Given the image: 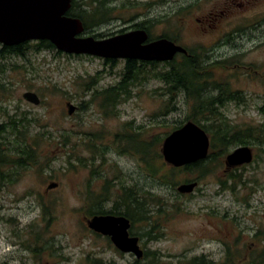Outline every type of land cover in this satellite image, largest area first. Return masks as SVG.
I'll use <instances>...</instances> for the list:
<instances>
[{
	"label": "rangeland",
	"instance_id": "rangeland-1",
	"mask_svg": "<svg viewBox=\"0 0 264 264\" xmlns=\"http://www.w3.org/2000/svg\"><path fill=\"white\" fill-rule=\"evenodd\" d=\"M106 4L114 7L107 15L113 17L86 35L107 38L143 22L150 39H175L194 52L211 65L206 96L216 99L231 132L252 131L246 139L254 142L244 145L253 146L255 158L228 169L226 156L238 145L210 148L209 172L203 175L193 169L172 171L163 158L157 162L160 173L150 177L129 136L140 133L144 143L159 142L193 115V101L184 91L168 92L154 77L184 54L170 61L136 60L149 72L106 106L97 92L118 84L127 59L36 49L38 40L26 41L23 54H7L0 43V127L10 119L25 124L22 133L8 129L0 137L8 161L0 163V264H97L98 259L129 264L135 255L119 251L87 221L94 197L104 193L102 203L109 208L123 186L153 192L147 208L157 238L138 236L146 254L142 258L156 252L161 264H184L194 257L210 264H255L252 257L264 249V0ZM27 91L35 92L40 103L27 101ZM27 148L32 157L17 165ZM233 173L242 174L241 181H228ZM195 181L191 193L178 191ZM51 183L57 186L49 188ZM149 222L132 229L145 232Z\"/></svg>",
	"mask_w": 264,
	"mask_h": 264
},
{
	"label": "water",
	"instance_id": "water-1",
	"mask_svg": "<svg viewBox=\"0 0 264 264\" xmlns=\"http://www.w3.org/2000/svg\"><path fill=\"white\" fill-rule=\"evenodd\" d=\"M73 0H0V43L15 46L29 40H48L59 51L70 54H88L105 59H127L145 61H170L177 53L187 50L175 42L161 38L146 43L148 34L136 29L107 38L86 35L82 20L68 15ZM23 97L39 104L35 92L27 91ZM69 114L74 107L69 105ZM210 149V136L198 123L189 120L171 131L163 140L161 152L165 162L181 167L206 159ZM253 151L241 145L225 159L228 168L249 164ZM198 182L178 186V191L191 193ZM51 183L48 187H56ZM88 226L95 232L109 236L115 247L124 253H132L141 259L144 251L137 236H131L130 219L124 215H94Z\"/></svg>",
	"mask_w": 264,
	"mask_h": 264
},
{
	"label": "trees",
	"instance_id": "trees-1",
	"mask_svg": "<svg viewBox=\"0 0 264 264\" xmlns=\"http://www.w3.org/2000/svg\"><path fill=\"white\" fill-rule=\"evenodd\" d=\"M108 2L109 0H80L79 2L78 0H73L67 14L80 18L85 26L86 33L92 32L94 28L102 25L113 17L110 16L111 14L107 16L110 13V10L114 11V7L106 4ZM137 27L142 28L141 24L137 25ZM165 34L167 35V33ZM23 44H25V42L15 46H5L4 49L6 50L7 54H23ZM35 48H55V46L48 40H42L36 42ZM197 56L198 55L194 54V52L189 53L188 51V54L182 56V60L177 62L174 60L173 62H168L171 67H169V69L166 71L155 74L154 77H157L159 80H163V82H165L168 92H173L175 90L184 91L187 98L193 101L192 107L194 113L192 116L187 118L186 122L192 120L206 130V132L211 136L210 148L215 149L217 147L222 150H228L231 145L241 146L242 144L253 143L254 141L252 139H246L249 137L252 131L240 129L239 131L231 132L230 129L232 128L227 122L228 119L223 120V118L220 117L221 113H219V110H217L215 107L216 99L206 96V92L209 90L210 84H212L208 81L209 77H207L209 73L211 74V71L208 69L211 65L204 63L203 60H197ZM148 63L152 65L154 64L155 66V63L153 62ZM219 65L222 66L223 61H221ZM146 72L149 71H147L144 66L140 67L137 65L136 60H127L125 73L122 75V78L118 84L97 92L100 94L99 96H102L104 99V105L109 106L111 103H113L111 101L118 102L119 95L122 94L121 90H124V88L127 86L129 87L134 83V80L137 77L141 76V74H146ZM204 96L207 97V99H205ZM221 99L223 98H220V100ZM21 122L22 120L10 119L7 122L6 128L0 127V137L4 132H8V129L14 132L19 131L22 133V129L19 130V128H25V124ZM182 125L183 123L176 126L175 128H179ZM138 136H140V133H133L129 136V141L134 144V153L140 155L142 160L146 163L150 177H156L161 170L157 162L158 160L163 161V155L161 152V143H163V139H160L159 142H157L156 139V144L153 142L144 143L139 140ZM157 145L159 150H154L153 146ZM1 148L2 147L0 143V163L8 162L7 154H4L1 151ZM23 154L25 155H21L17 160L14 161L17 165H22L23 162L27 160V158H31L33 151L27 148L26 151H23ZM211 158L212 155L209 153L206 159L182 167L170 166V170L177 171L179 169H185L190 171L193 169V171L198 170L199 174L203 175L209 172L206 163L210 161ZM242 178V174L237 175L233 173L230 175L228 181L234 182L238 179L241 181ZM225 183V181L222 182V184H224L223 187L227 188ZM228 187H231V185H228ZM122 189V195H120V197L109 208L103 206L102 196L105 195L104 193L94 197V199L90 202L88 214L90 216L97 214L125 215L132 221L131 235L139 237L148 236L149 238L153 239L157 238L156 234H152L155 227L149 222V219H151L152 216V211L147 208V204H150L149 200H151L153 192L151 190L138 192L133 187L128 188L124 186ZM121 205L123 208H121ZM146 220L149 222L150 229H147L145 232H141L142 234L135 233L132 229L133 225L138 222L142 223ZM146 257L141 259L135 258V260L129 264H161L160 259L156 256V252H152L151 255ZM95 262L97 264H115L114 262L103 263L102 259L95 260ZM252 262L255 264H264V249L258 254L257 260H252ZM184 264H210V261L205 260L204 257H194L192 259L186 260Z\"/></svg>",
	"mask_w": 264,
	"mask_h": 264
},
{
	"label": "flooded vegetation",
	"instance_id": "flooded-vegetation-1",
	"mask_svg": "<svg viewBox=\"0 0 264 264\" xmlns=\"http://www.w3.org/2000/svg\"><path fill=\"white\" fill-rule=\"evenodd\" d=\"M145 22V21H144ZM139 24H141V26H142V28H138L137 27V25H139ZM146 23H143V22H141V23H136L135 25H133L132 27H134L135 29H144V30H146V32H147V34H148V40L147 41H150V42H152V41H154V39H150L151 37H150V34L151 33H148V31H147V27H146V25H145ZM143 26H144V28H143ZM119 32H121V30L119 31ZM118 32V33H119ZM122 33V32H121ZM104 34L103 33H99L98 34V36H99V38L100 37H105V36H103ZM107 35V34H106ZM111 35H113V34H110L109 36H111ZM108 37V36H107ZM101 39V38H100ZM173 42H175L176 44H177V41L174 39V41ZM149 43V42H148ZM180 54V53H179ZM181 54H183V53H181ZM186 54H188V52L186 53ZM185 55V54H184ZM242 99H244V97L242 96ZM241 99V100H242ZM210 143H211V136H210ZM242 145H244V144H242ZM253 145V144H252ZM251 148H252V151H253V146H250ZM254 158H255V155H254V153H253V160H254ZM253 162V161H252ZM244 166H246V164H244V165H241V166H238V167H234V168H242V167H244ZM228 169H230V168H228ZM97 215H106V214H97ZM112 215H116V214H112ZM94 216V215H93ZM125 216V215H124ZM92 217V216H91ZM91 217H89V218H87V221L91 218ZM130 222H131V226H130V229H129V233H130V235H131V227H132V221L130 220ZM131 236H134V235H131ZM253 236H256V235H253ZM138 237V236H137ZM139 238V237H138ZM139 244H140V246H141V243H140V239H139ZM252 260H257V255L256 256H254V257H252Z\"/></svg>",
	"mask_w": 264,
	"mask_h": 264
}]
</instances>
